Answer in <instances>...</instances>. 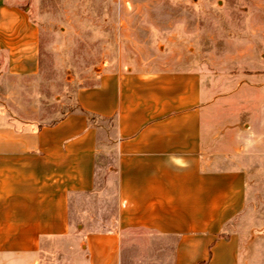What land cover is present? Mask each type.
<instances>
[{
    "label": "crops",
    "instance_id": "crops-1",
    "mask_svg": "<svg viewBox=\"0 0 264 264\" xmlns=\"http://www.w3.org/2000/svg\"><path fill=\"white\" fill-rule=\"evenodd\" d=\"M256 39L232 68L101 69L52 124L0 111V264H254L232 224L264 171ZM38 59L34 24L0 0V80Z\"/></svg>",
    "mask_w": 264,
    "mask_h": 264
},
{
    "label": "rangeland",
    "instance_id": "rangeland-1",
    "mask_svg": "<svg viewBox=\"0 0 264 264\" xmlns=\"http://www.w3.org/2000/svg\"><path fill=\"white\" fill-rule=\"evenodd\" d=\"M10 1L38 33L37 74L0 80V111L22 123L57 121L71 110L74 91L101 69L232 68L264 31V0ZM232 225L243 253L264 264V171L248 175L245 210Z\"/></svg>",
    "mask_w": 264,
    "mask_h": 264
}]
</instances>
